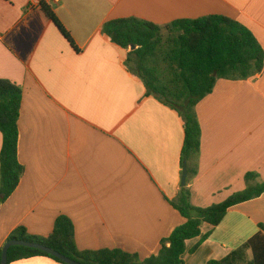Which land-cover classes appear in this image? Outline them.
<instances>
[{
  "label": "crops",
  "instance_id": "1",
  "mask_svg": "<svg viewBox=\"0 0 264 264\" xmlns=\"http://www.w3.org/2000/svg\"><path fill=\"white\" fill-rule=\"evenodd\" d=\"M42 1L74 46L39 13ZM209 16L241 23L264 51V0H0V79L22 89L18 160L25 169L0 204V249L18 227L48 237L66 216L80 251L121 250L141 260L159 254L161 241L186 222L170 204L183 188V121L147 95L126 67L127 51L102 28L116 19L166 26ZM196 112L202 138L187 185L192 204L224 202L246 188L250 172L264 182V70L245 81L218 80ZM2 144L0 132V152ZM259 224L264 195L230 210L215 229L204 224L186 243L184 264L226 258Z\"/></svg>",
  "mask_w": 264,
  "mask_h": 264
},
{
  "label": "trees",
  "instance_id": "2",
  "mask_svg": "<svg viewBox=\"0 0 264 264\" xmlns=\"http://www.w3.org/2000/svg\"><path fill=\"white\" fill-rule=\"evenodd\" d=\"M39 13L52 22L74 46L52 7L45 1L38 5ZM102 34L127 51L126 67L144 85L148 96L178 113L184 126V145L181 162L187 166V184L172 207L186 222L161 241L157 256L141 260L136 254L121 250L80 251L75 241L72 221L61 216L48 237L31 235L23 226L15 229L7 242L19 240L51 248L80 264H184L186 243L200 237L204 224L217 228L233 208L264 195V182L259 175H245L246 188L222 203L208 208L195 207L191 202L188 182L197 175L202 129L196 112L197 105L214 91L218 80L245 81L264 70V51L251 31L241 23L224 16H209L196 20H179L166 26L137 18L111 20L105 23ZM135 47V49H132ZM22 89L0 79V132L3 144L0 152V204L18 188L24 167L18 160V122ZM240 248L222 260L207 264H239L246 249L251 252L247 264H264V225ZM211 235L209 232L191 250L195 253ZM6 242V243H7ZM3 247L0 249V264ZM36 257L49 258L66 264L40 250L13 246L8 252V264Z\"/></svg>",
  "mask_w": 264,
  "mask_h": 264
},
{
  "label": "water",
  "instance_id": "3",
  "mask_svg": "<svg viewBox=\"0 0 264 264\" xmlns=\"http://www.w3.org/2000/svg\"><path fill=\"white\" fill-rule=\"evenodd\" d=\"M132 49H135V47H132ZM187 176H188L187 166L184 165L183 177H182V186L183 187L186 185ZM13 246H23V247H27V248L40 250L42 252H45L49 255H52V256L58 258L59 260L63 261L66 264H80V263L58 253L57 251H55L51 248H48L46 246H43L41 244L28 243V242L19 241V240H12V241H9L5 244V246L3 247V250H2L1 264H8V252H9V249Z\"/></svg>",
  "mask_w": 264,
  "mask_h": 264
},
{
  "label": "rangeland",
  "instance_id": "4",
  "mask_svg": "<svg viewBox=\"0 0 264 264\" xmlns=\"http://www.w3.org/2000/svg\"><path fill=\"white\" fill-rule=\"evenodd\" d=\"M245 244V243H244ZM241 247V246H240ZM239 247V248H240ZM237 250V249H236ZM251 260V252L249 249H246L242 255L241 262L239 264H247Z\"/></svg>",
  "mask_w": 264,
  "mask_h": 264
}]
</instances>
